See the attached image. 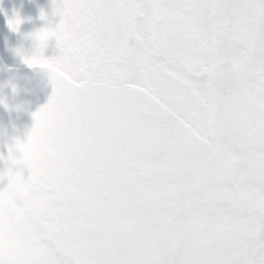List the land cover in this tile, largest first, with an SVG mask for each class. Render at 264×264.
<instances>
[{"label": "snow or ice", "instance_id": "1", "mask_svg": "<svg viewBox=\"0 0 264 264\" xmlns=\"http://www.w3.org/2000/svg\"><path fill=\"white\" fill-rule=\"evenodd\" d=\"M56 13L25 57L52 95L9 150L38 220L19 251L0 239V264H264V0Z\"/></svg>", "mask_w": 264, "mask_h": 264}, {"label": "water", "instance_id": "2", "mask_svg": "<svg viewBox=\"0 0 264 264\" xmlns=\"http://www.w3.org/2000/svg\"><path fill=\"white\" fill-rule=\"evenodd\" d=\"M52 92L49 71L40 65L0 70V170L11 167L28 177L29 170L13 164L9 150L12 156L21 155L15 146L27 141L36 123L34 113L48 103ZM7 182V177L0 180V188Z\"/></svg>", "mask_w": 264, "mask_h": 264}, {"label": "rangeland", "instance_id": "3", "mask_svg": "<svg viewBox=\"0 0 264 264\" xmlns=\"http://www.w3.org/2000/svg\"><path fill=\"white\" fill-rule=\"evenodd\" d=\"M60 3L61 0H56V4L53 0H0V69L8 65H25V57L38 54L39 42L34 34L46 27L55 28L61 16L54 14V8ZM17 14L22 22L18 30H13L8 20L15 19ZM59 54L55 36L49 37L43 56L50 59Z\"/></svg>", "mask_w": 264, "mask_h": 264}, {"label": "clouds", "instance_id": "4", "mask_svg": "<svg viewBox=\"0 0 264 264\" xmlns=\"http://www.w3.org/2000/svg\"><path fill=\"white\" fill-rule=\"evenodd\" d=\"M8 178L7 184L0 188V239L5 251H19L28 233L38 220L37 210L26 203V186L22 181H13L9 168L0 170V180Z\"/></svg>", "mask_w": 264, "mask_h": 264}]
</instances>
